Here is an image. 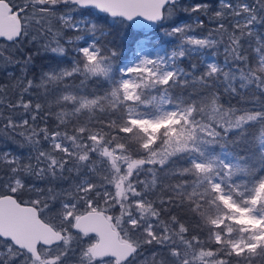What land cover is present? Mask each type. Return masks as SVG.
<instances>
[{"label":"snow or ice","instance_id":"1","mask_svg":"<svg viewBox=\"0 0 264 264\" xmlns=\"http://www.w3.org/2000/svg\"><path fill=\"white\" fill-rule=\"evenodd\" d=\"M0 37V264H264V0H0Z\"/></svg>","mask_w":264,"mask_h":264},{"label":"trees","instance_id":"2","mask_svg":"<svg viewBox=\"0 0 264 264\" xmlns=\"http://www.w3.org/2000/svg\"><path fill=\"white\" fill-rule=\"evenodd\" d=\"M199 2V0H183V3L185 5H192L194 3ZM93 12V11H92ZM87 15V11L85 12ZM196 14H193V16ZM93 18H96L100 20L101 23L104 22V20H107V23L110 25L112 24V19L110 17H106L105 14L102 13H96L93 12ZM203 18V17H202ZM190 17L187 16V14L181 12L177 15H174L171 21H164V28L159 27L158 25H155L150 31L146 32L147 35H150L153 37L156 41L163 42L167 47L171 44H173V41L165 36V30L167 28H170L172 26H175L178 23H184L190 21ZM207 27H211V25H207ZM111 31V36L108 37V40L112 41L114 46H117L121 53V59L124 58L127 55L128 50L130 49L131 42L133 41L134 37L138 33V30L131 27L130 24H125L122 27L119 28H112L109 29ZM11 42H8L6 39L0 40V48L7 47ZM31 47V46H28ZM34 51V49H33ZM222 60V57L220 58ZM41 63H48V61L45 60H37V65L39 66ZM187 63V62H186ZM0 82H6L5 78L3 76H0ZM0 147H7L15 149V145L11 143H4L0 142ZM27 199V197H25ZM259 264V262H257Z\"/></svg>","mask_w":264,"mask_h":264},{"label":"rangeland","instance_id":"3","mask_svg":"<svg viewBox=\"0 0 264 264\" xmlns=\"http://www.w3.org/2000/svg\"><path fill=\"white\" fill-rule=\"evenodd\" d=\"M92 11L94 12V10ZM140 41L146 42L148 47L154 49H170L172 47L171 44L167 47L163 42L156 41L153 37L147 35L146 32H141L140 30H138V33L131 42L130 49L128 50L127 55L122 58L124 63H128L135 57L137 45Z\"/></svg>","mask_w":264,"mask_h":264},{"label":"water","instance_id":"4","mask_svg":"<svg viewBox=\"0 0 264 264\" xmlns=\"http://www.w3.org/2000/svg\"><path fill=\"white\" fill-rule=\"evenodd\" d=\"M96 13H98L96 10H94ZM132 28L136 30H140L141 32H148L150 31L155 25L150 24L148 21L143 20V18H139V25L138 24H130ZM1 39H5L3 37H0Z\"/></svg>","mask_w":264,"mask_h":264}]
</instances>
